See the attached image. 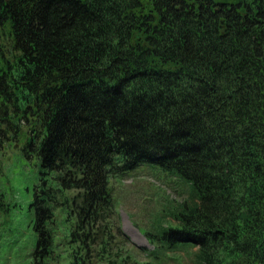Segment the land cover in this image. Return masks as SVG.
I'll list each match as a JSON object with an SVG mask.
<instances>
[{
    "label": "trees",
    "instance_id": "1",
    "mask_svg": "<svg viewBox=\"0 0 264 264\" xmlns=\"http://www.w3.org/2000/svg\"><path fill=\"white\" fill-rule=\"evenodd\" d=\"M1 140L39 160L36 264L57 211L69 264H140L110 179L146 164L191 189L153 244L264 264V0H0Z\"/></svg>",
    "mask_w": 264,
    "mask_h": 264
},
{
    "label": "rangeland",
    "instance_id": "2",
    "mask_svg": "<svg viewBox=\"0 0 264 264\" xmlns=\"http://www.w3.org/2000/svg\"><path fill=\"white\" fill-rule=\"evenodd\" d=\"M1 141L0 264H36L33 254L37 237L30 205L39 182V160L23 156L22 142ZM110 187L115 210V239L121 229L129 238L125 249L140 264H195L196 248L167 250L153 244L149 236L177 226L174 214L182 203L191 201V189L182 179L146 164L134 172L112 177ZM54 229L58 248L48 264H69L71 250L63 241L70 235L71 228L65 213L57 211Z\"/></svg>",
    "mask_w": 264,
    "mask_h": 264
}]
</instances>
